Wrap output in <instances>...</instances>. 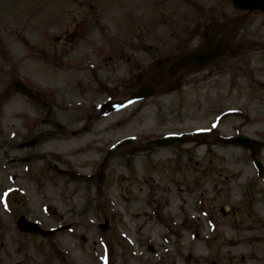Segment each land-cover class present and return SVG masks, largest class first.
<instances>
[{
  "label": "rangeland",
  "instance_id": "1",
  "mask_svg": "<svg viewBox=\"0 0 264 264\" xmlns=\"http://www.w3.org/2000/svg\"><path fill=\"white\" fill-rule=\"evenodd\" d=\"M227 7V0H0V163L10 164L0 168V203L14 187L26 191L12 193L8 206L0 204V236L5 235L10 243L4 248L0 241V257L6 258L4 264H22V257L14 256L11 251L17 236L11 230L19 216L38 220L49 229L61 224L63 211L72 213L63 223L80 218L86 222V230L81 233L88 239L87 243L75 242L73 247L68 244L72 250L70 264H100L99 260L103 264L101 239L112 250V264H127L132 247L120 239V233L139 226L141 234L137 239L143 241L145 233L158 251L155 257V253L145 249L150 253L143 259L146 264H213L214 261L264 264V183L257 177L248 150L212 145L217 136L245 132L257 138L260 131L264 134V125L258 129V122L264 121L258 120L264 114V17L250 16L238 24V29H233L250 44L248 55L229 61L230 71L219 70L213 77L208 66L195 68L191 72L195 77H189L185 68L176 67V72L156 89V98L128 110L90 111L93 105L103 104L107 96L95 92L98 86L85 71L89 62L83 59L93 56L82 57L87 51L101 50L100 44H108L102 50L106 77L113 76L115 80L119 76L121 80L128 69L137 70V65L141 67L160 54L170 60L190 53L203 31L198 34V41H189L185 47L179 45L178 37V44L173 45L170 36L190 28L197 18L206 17L225 25L230 20ZM114 41L119 43L118 47L110 45ZM254 44L262 46L254 47ZM59 56L77 60L67 61L65 66L53 60ZM170 67L171 64L162 63L151 80L168 72ZM17 82L27 86L32 95L17 91ZM173 89L176 91L173 95L163 96ZM37 91L50 96L33 95ZM38 101L40 105L49 104L44 107V113L37 111ZM59 104L75 110L68 112ZM82 106L88 114L103 116L99 127L81 128L80 120L85 114L80 110ZM244 108L257 125L241 128L243 119L236 110ZM40 114L49 117L48 125L36 130V115ZM109 123L113 125L107 128L105 124ZM200 129L213 132L215 137L208 140L209 146L199 140L197 144L154 148L146 155L130 154L133 147L145 146L151 137ZM126 137L138 141L118 149L106 161L103 182L98 177L91 178L90 183L75 181L71 176L44 169L42 161L35 158L49 152L48 158L66 165L73 173L96 176L101 155L91 151L90 144L106 149ZM27 142L34 145L20 147ZM261 154L259 159L264 164V150ZM25 156L34 157L29 173L14 162ZM98 182L102 187L100 194L93 189ZM27 187L33 206L26 198ZM62 199L64 203L59 204ZM55 203L58 219L53 221L46 206ZM198 207L206 217L198 213ZM116 212L112 227L102 235L96 224H91L102 222ZM193 218H200L201 222L195 225L202 233L198 241L191 239L192 231L189 232L193 223H186ZM159 219L176 220L182 228L173 225L170 227L173 235L164 240L167 233L156 223ZM208 220L212 222H209L211 230L216 229L213 232L216 238L211 242L206 241L213 235ZM31 237L24 244L27 264L41 255V259L49 260L47 264H64L62 258L60 262L56 259L58 252L49 240ZM63 250L67 252L65 247ZM211 250L223 254L225 260L214 257Z\"/></svg>",
  "mask_w": 264,
  "mask_h": 264
},
{
  "label": "flooded vegetation",
  "instance_id": "2",
  "mask_svg": "<svg viewBox=\"0 0 264 264\" xmlns=\"http://www.w3.org/2000/svg\"><path fill=\"white\" fill-rule=\"evenodd\" d=\"M227 2L230 4L231 0H227ZM227 8L230 11L229 12L230 20L225 25L217 24L213 20H211L210 18H206V17L203 19L197 18V19H195V22L191 26L190 30L185 29V30L181 31L177 36H176V32L172 35L173 38L178 37L180 39L179 40L181 42L179 44L180 46L185 47L188 45L189 41H191V42H193V40L198 41L199 35H200L201 31H203V33L200 35L201 40L197 43V45L195 47L192 46V48L194 49L193 52L197 55H199L203 52H206L207 51L206 49H210V48L219 46V45L227 42L229 47L227 48L228 51L226 52L224 57H222V58L216 60L214 63H212L211 72L213 74H215V73L218 74L219 70H222L223 72L230 71V65H229L230 60L249 54L248 45L250 44V42L246 41L244 39H240V37H238L236 35V33H235L236 31L233 29H238L240 27V26H238V24H240L241 22H243L246 18H249L250 16H252V17L253 16H263L264 17V12H261V11H238L236 9H230L229 7H227ZM222 19L224 21L226 20L225 18H222ZM259 19H262V18H259ZM261 21H263V19ZM232 23H236V25H232ZM208 24L210 26H207ZM175 43L178 44V42H175ZM253 46L258 47V46H262V45H259V44L255 45L254 44ZM246 49H247V51H246ZM92 54H96V52L92 51ZM100 58H101V55L95 56V60H97L96 64L98 66H100L99 71H101L103 74H106V72L104 70V63H103L104 58H102V59H100ZM213 64L218 66L219 68L216 66H213ZM242 74L243 73H241L240 75H242ZM34 95L41 96V94H39V93L34 94ZM48 105L49 104L47 102H43L40 105V110L45 111L44 107H46ZM90 111H94V110L90 109ZM48 118L49 117H47V118L44 117V119L41 121L42 125L36 124V126H35L36 130L44 127L46 124L48 125ZM33 141L36 144L38 142V139L35 137L33 139ZM46 161L48 162V165H47L48 168L53 171L54 168H53V166L50 165L52 160H46Z\"/></svg>",
  "mask_w": 264,
  "mask_h": 264
},
{
  "label": "water",
  "instance_id": "3",
  "mask_svg": "<svg viewBox=\"0 0 264 264\" xmlns=\"http://www.w3.org/2000/svg\"><path fill=\"white\" fill-rule=\"evenodd\" d=\"M149 95H151V92H144V93H142L141 97L149 96ZM182 139H184V137ZM182 139L171 137L168 139V142H166V143H170L174 140H182ZM229 142L234 144V145H242L244 147L250 148L253 150L254 154H256L259 151V148L261 147V144L254 142L252 140H249L247 138H243V137L231 139ZM30 226H32V225L31 224L30 225H26V224L23 225V227L25 229H28Z\"/></svg>",
  "mask_w": 264,
  "mask_h": 264
}]
</instances>
